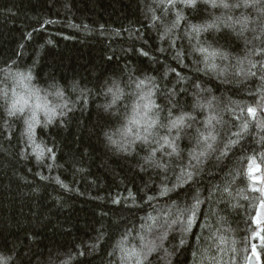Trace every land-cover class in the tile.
Segmentation results:
<instances>
[{
    "label": "trees",
    "instance_id": "trees-1",
    "mask_svg": "<svg viewBox=\"0 0 264 264\" xmlns=\"http://www.w3.org/2000/svg\"><path fill=\"white\" fill-rule=\"evenodd\" d=\"M221 2L229 7L199 0L197 12L182 4L167 10L159 0H0V97L22 86L53 111L60 103L65 113L49 123L38 111L29 141L25 121L31 115L0 111V258L8 264H137L148 247L157 246L151 264H264V217L255 220L264 198L249 174L251 162L264 174V128L258 126L264 119V57H250L255 77L235 75L238 60L247 73L249 53L264 48V0H255V8L245 7L246 0ZM177 12L182 19L161 40ZM212 23L216 27L208 28ZM29 75L31 80H21ZM114 84L121 95L117 109L130 114L151 103L159 124L167 126L154 125L155 136L145 133L148 143L138 141L130 157L114 155L102 138L119 122L99 107L110 100L106 88ZM197 102L204 107H195ZM247 107L257 108L255 119ZM181 115L184 124L169 131ZM209 133L216 136L214 146L224 148L228 140L234 146L193 169L190 154L202 150L198 141ZM165 136L177 153L168 154ZM39 149L53 153L45 152L38 163L33 153ZM153 151V160L166 169L145 163ZM186 171L193 180L160 194ZM197 194L201 203L185 234L181 210Z\"/></svg>",
    "mask_w": 264,
    "mask_h": 264
},
{
    "label": "snow or ice",
    "instance_id": "snow-or-ice-1",
    "mask_svg": "<svg viewBox=\"0 0 264 264\" xmlns=\"http://www.w3.org/2000/svg\"><path fill=\"white\" fill-rule=\"evenodd\" d=\"M205 3H210L211 7H213V8H216V7L228 8L229 7V5L227 3H223V2L217 3V0H205ZM179 4H182L186 8H191L194 11H197V12L199 11V0H159L160 7L166 8L167 10H171L172 8H176V7H178ZM234 6L238 7L239 5H234ZM244 6L255 8L257 5L255 3V0H253L252 3H249L248 0H246ZM261 8L264 9V5H261ZM176 17H177L176 21H174L173 24L168 29H166V31L160 36L161 40H165L167 37H169V34L178 26L179 20L182 19V16L179 12H177ZM151 19H152L153 25H155L157 17L152 16ZM45 23H53V21H46ZM237 23L246 24V21H244V22L237 21ZM85 27H87V26H85ZM207 27L208 28H214V27H216V24L212 23V24L207 25ZM193 31L198 34L201 31V29L194 27ZM173 43H174V41L170 42L169 47H171ZM160 51L163 53L166 51V49L161 48ZM197 51L204 53V52H206V49L203 47H199L197 49ZM142 54L147 55L148 53L144 52ZM253 54H255L258 57H264V48H261V51H259V52L249 53L248 64L250 65V68H249L247 73H245V70L239 66V65L243 64L244 61L238 60L235 75L239 76L242 74H246V75H251L253 77H255L257 75V72L251 71V69L257 68L256 62H254L250 58ZM181 55H182L181 52L179 50H177L175 53V58L177 60H179V59H181ZM209 55L214 57L217 55V53L212 52ZM220 55H221L222 59H228L226 54L221 53ZM212 67H215V66L213 65ZM260 68L264 69V63L260 64ZM173 71H175V70L173 69ZM221 74H223V70L221 71ZM24 79L31 80V76L30 75L26 76V77L22 76L21 80H24ZM262 79H264V76H262ZM140 83L142 84L143 81H141ZM73 87L75 88V85H73ZM137 87H139V85H137ZM197 87H199V85H197ZM109 91H111L114 96H118L120 94V89H119L118 85H115V84L113 85V87L111 89H109ZM5 95H7V94H5ZM57 95L60 96L61 93L59 91H57ZM260 105H261V113H262V115H264V86H262ZM195 107H204V105H200L199 102H197ZM17 111L22 113L23 108L17 109L15 104L9 105L8 116L9 117L16 116ZM246 112H247V116L252 117L253 119H255L257 116V108H255V107H247ZM62 115H64V114H62ZM185 119H186V117L184 115H181L177 119L170 121L169 131H171L172 129L178 128V126H180V125H183ZM187 119L194 120L195 118L192 116H188ZM216 119H217V117H215V116L210 117L207 121H205V127H207L209 124H211L212 120H216ZM36 122L37 121H36L35 114H33L29 120L25 121V123L27 125L26 135H27L29 141L33 140V126ZM48 122L51 123V116H49ZM258 126L261 128H264V119L260 120ZM248 127H249L248 122H246V121L241 122L242 130H247ZM237 135H239V133H237ZM177 138H179V133H177ZM162 139L164 141V144H167L168 147L171 148V152L168 153L169 155L177 153L178 149H177V146L174 144V142H170L168 140L167 136L162 137ZM215 140H216V136L212 135L211 133H209L207 136L201 134V137H200V140L198 141V144L202 142L203 148L201 151H199L198 154L197 153L190 154L191 155V161H195L194 164H192L190 161L191 168L198 170L199 166L203 163L202 158H205V157H207L213 153H218L219 156L217 158H219L220 156L227 155V152L224 150V148H230V147L234 146V142L232 140H228V142L224 146V148H219V147L214 146V144L210 142V141H215ZM144 142L148 143L147 137L144 138ZM163 146L164 145H161V147H163ZM45 152L52 154L53 149H39V150L34 151L33 154L35 155L38 163L43 160ZM155 156H156V151H153L150 156L145 158L146 163L155 164L156 167H158L162 170L166 169L165 164L153 160V157H155ZM52 159H55L54 155H52ZM49 167H51V166L49 165ZM80 171H83V169H80ZM42 179H46V178L42 177ZM193 179H194L193 172L192 171H186V173L183 177L178 178L177 184H173L172 188H168V187L162 188L160 191V194L161 195H167L168 193L172 192L177 187H183L184 182L189 181V180H193ZM234 179H235V177H233V180ZM55 182L57 184H59L61 188H64L65 190L68 189V186L66 184H64L58 177L55 178ZM230 183H231V181H230ZM261 192H264V189H262ZM241 195L243 196V192H241ZM128 197L132 198L133 200L136 199V197L133 196V193L131 191H128ZM150 199H151V197H149V200ZM193 199L195 202L191 206L187 207L184 210H181V216L184 218V220H186V226L183 229V232L185 234H187L188 232L191 231V228H192V225H193V222L195 219V215H196V209L201 203L198 194L196 196H194ZM114 203H119V201H114ZM172 223H176V221L174 220V221H172ZM168 227H171V225H169ZM164 239H165V237L163 235H161L160 240L163 241ZM221 241L223 242L222 237H221ZM180 243L181 244L184 243L183 237L181 238ZM156 247L157 246L148 247L147 251L144 252L143 260L137 259V264H151V260L149 259V254L154 252L156 250ZM210 250H211V248H209V251ZM0 264H6V260L4 258H0ZM65 264H68V262L66 261Z\"/></svg>",
    "mask_w": 264,
    "mask_h": 264
},
{
    "label": "clouds",
    "instance_id": "clouds-1",
    "mask_svg": "<svg viewBox=\"0 0 264 264\" xmlns=\"http://www.w3.org/2000/svg\"><path fill=\"white\" fill-rule=\"evenodd\" d=\"M8 87L11 88V84H9ZM111 88V86H108L105 93L106 96L111 97L110 100L99 107L106 114L111 113L113 116H118L119 122L118 126L104 131L102 133V138L106 148L114 155H125L130 157L134 155V145L138 141L145 143L144 138L147 137L145 133L155 136V133L151 131L154 125L158 127L167 126L159 124V113L150 110L152 107L151 104L143 105V109L139 112L135 109H133L130 114L126 111L121 112L116 107L121 100V95L114 96L112 92L109 91ZM11 104H15L17 109L23 108L22 113L17 111V117L29 114L31 117L33 114L36 116L37 112L41 110L44 111L47 116L55 115L57 112L59 115H65L60 103L56 102L54 104L56 111H53V107H50L48 102L40 94L22 86H18L15 93L0 97V111L8 116V108ZM5 260L6 264H8V260Z\"/></svg>",
    "mask_w": 264,
    "mask_h": 264
},
{
    "label": "rangeland",
    "instance_id": "rangeland-1",
    "mask_svg": "<svg viewBox=\"0 0 264 264\" xmlns=\"http://www.w3.org/2000/svg\"><path fill=\"white\" fill-rule=\"evenodd\" d=\"M249 167V174L250 177H252L254 186L256 188H259V190L261 191L262 189H264V174L260 172L261 170L259 169V166L255 164V162H251ZM262 195L264 198V192H262ZM257 209L258 210L255 215V220L259 223V221H262V218L264 217V199Z\"/></svg>",
    "mask_w": 264,
    "mask_h": 264
},
{
    "label": "water",
    "instance_id": "water-1",
    "mask_svg": "<svg viewBox=\"0 0 264 264\" xmlns=\"http://www.w3.org/2000/svg\"><path fill=\"white\" fill-rule=\"evenodd\" d=\"M248 263L249 264H256L254 259H251Z\"/></svg>",
    "mask_w": 264,
    "mask_h": 264
}]
</instances>
